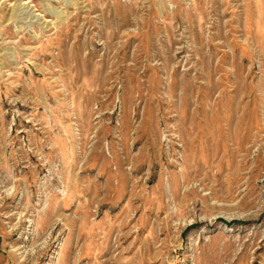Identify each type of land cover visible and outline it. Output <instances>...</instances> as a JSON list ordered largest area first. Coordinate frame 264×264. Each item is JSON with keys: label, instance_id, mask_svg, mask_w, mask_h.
<instances>
[{"label": "rangeland", "instance_id": "374dc122", "mask_svg": "<svg viewBox=\"0 0 264 264\" xmlns=\"http://www.w3.org/2000/svg\"><path fill=\"white\" fill-rule=\"evenodd\" d=\"M0 264H264V0H0Z\"/></svg>", "mask_w": 264, "mask_h": 264}]
</instances>
